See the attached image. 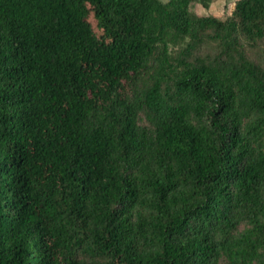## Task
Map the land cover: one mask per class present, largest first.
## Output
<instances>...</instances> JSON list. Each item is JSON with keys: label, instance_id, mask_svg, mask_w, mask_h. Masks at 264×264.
Instances as JSON below:
<instances>
[{"label": "trees", "instance_id": "obj_1", "mask_svg": "<svg viewBox=\"0 0 264 264\" xmlns=\"http://www.w3.org/2000/svg\"><path fill=\"white\" fill-rule=\"evenodd\" d=\"M0 0V264H264V0Z\"/></svg>", "mask_w": 264, "mask_h": 264}, {"label": "rangeland", "instance_id": "obj_2", "mask_svg": "<svg viewBox=\"0 0 264 264\" xmlns=\"http://www.w3.org/2000/svg\"><path fill=\"white\" fill-rule=\"evenodd\" d=\"M236 2L237 0H213L210 7L205 8L202 4L197 3L194 5L193 10L198 15H215L220 18H226L232 13Z\"/></svg>", "mask_w": 264, "mask_h": 264}]
</instances>
